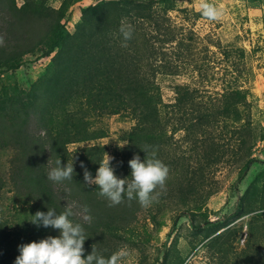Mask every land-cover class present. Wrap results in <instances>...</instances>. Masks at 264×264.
Instances as JSON below:
<instances>
[{"label":"rangeland","instance_id":"rangeland-1","mask_svg":"<svg viewBox=\"0 0 264 264\" xmlns=\"http://www.w3.org/2000/svg\"><path fill=\"white\" fill-rule=\"evenodd\" d=\"M15 1L18 8L25 3ZM152 1L46 3L65 14L61 20L65 28H56L64 40L94 16L86 13L89 7L112 3L124 13L122 21L130 25L129 17H135L140 28L132 24V29L145 38L139 42L144 43L142 50L149 58L141 65L145 85L155 87V101L140 107L137 115L113 114L103 101L90 104L82 96L52 105L54 99L64 100L68 89L61 83L59 64L71 65L77 57L86 71L83 75L97 78V71L90 73L93 55L98 53L93 40L80 46L71 39L50 55L45 53L48 48L41 46L17 66L0 64V123L22 124L25 119L7 114L6 102L37 99L41 113L54 107L53 115L58 118L65 110L77 112L88 120L93 136L70 145V151L101 145L106 147L105 158L108 155L111 161L115 148L127 146L130 134L145 122L160 128L158 139L169 146L176 171L184 169L182 173H186L181 179L183 186L194 188L185 197L189 209L177 210L166 199H159L160 219L154 220L144 208L138 219L122 230L121 237L99 234L86 240V255L94 246L105 258L126 248L129 255L122 264H264V0H209L222 11L215 21L202 16L200 0ZM144 8L150 10L152 22L139 18ZM110 19L103 14L97 21L105 25ZM121 22L110 23L114 38L108 34L115 56L126 52L124 41L118 39ZM28 28L25 20L22 32ZM40 29L43 34L47 27L42 24ZM236 92L244 96L243 102L232 98ZM147 108L149 117L140 116ZM16 154L15 149L0 150L4 176ZM37 211L43 212L10 185L4 187L0 263L15 264L20 245L55 237L51 227L30 222Z\"/></svg>","mask_w":264,"mask_h":264},{"label":"trees","instance_id":"trees-1","mask_svg":"<svg viewBox=\"0 0 264 264\" xmlns=\"http://www.w3.org/2000/svg\"><path fill=\"white\" fill-rule=\"evenodd\" d=\"M124 1L136 4L139 0ZM145 1L153 3L152 0ZM46 2L47 0H25L23 6L18 8L15 0H0V37H5L3 44L0 45L1 65L17 66L26 55L35 52L41 46L47 47L48 50L45 53L50 55L56 49L63 48L65 41L72 39L74 43H79L81 46L92 42V39L98 53L93 55L94 62L90 73L97 71V78L83 75L86 71L80 68L77 57L71 65H65L64 62L62 65L59 64L61 83L68 85V89L64 92L62 98L64 100L54 99L52 105L58 106V102L64 105L69 102L67 100L82 96L90 104L103 101L113 114L130 112L136 114L140 107L155 101L156 93L153 92L155 87L145 85L146 74L141 66L145 59L149 60L142 50L144 43L139 42L145 41V38L139 37L133 30L132 38L127 41L126 52L118 56L112 54L110 45L112 40L108 38V34L110 33L114 38L115 31L111 30L110 23H120L125 16L118 6L104 3L87 8L86 13L94 14V16L90 17L89 21H84L74 34L68 35L64 40L58 35L61 32L56 31V28H65L61 24L65 14L60 13L61 9L56 10L48 6ZM144 9L139 18L152 22L150 10ZM92 10L96 11L92 12ZM97 10H101V13L98 14ZM103 14H108L111 19L108 24L106 22L105 25H99L97 19ZM129 18L132 24L139 27L135 17ZM25 20L31 27L28 28V32H22ZM42 24L45 29L47 27L43 34L40 33ZM101 26L104 27L101 28ZM118 39L123 41L121 33ZM232 98L236 103L245 100L240 92H236ZM40 108L37 99L32 102L20 100L5 103L4 110L7 114L23 116L25 119L22 124H20L21 121L17 124L8 121L0 123V150L11 148L17 152L11 160L6 176L3 175L0 166V200L4 187L10 185L13 191L27 197L32 204L45 213L53 209L60 214L66 208H71L74 215L70 219L74 223L81 224L86 240L99 234H113L121 237L122 230L138 219V214L144 207L135 199L129 201L126 196L121 204L110 207L106 198L98 196L100 191L98 186L85 185L84 168L80 166L81 162L95 177L100 162L105 159L106 147L92 145L70 151V145L86 142L93 136L89 132V122L84 115L65 110L58 118L53 115L54 107L49 111L44 110L43 113L40 112ZM148 108L141 112L140 116L148 118L149 116L145 115ZM159 131L160 128L157 125H148L145 122L136 132L130 134L127 146L115 148L110 166L118 178L130 180L131 168L128 162L135 155H139L143 162L146 158L144 149H147L149 153L155 152L156 158L169 168L168 178H170L161 191L159 199H166L170 207L177 210H188L190 206L185 199L192 194L194 188L189 184L183 186L181 179L186 173H182L184 169L176 171L169 146L162 145L158 139L162 136ZM58 159L61 160V166L73 160L72 180L57 183L48 179L49 172L57 167ZM179 175L181 178H178ZM176 199H180L181 202L174 203ZM157 205L158 202H154L148 207L149 215L154 220L160 219L158 215L160 209ZM156 207L158 210L155 211ZM84 216H90L91 222H86L83 219ZM51 229L55 237L59 236V230ZM88 247V244H84L85 251H88Z\"/></svg>","mask_w":264,"mask_h":264},{"label":"clouds","instance_id":"clouds-1","mask_svg":"<svg viewBox=\"0 0 264 264\" xmlns=\"http://www.w3.org/2000/svg\"><path fill=\"white\" fill-rule=\"evenodd\" d=\"M199 8L202 16L210 21L218 20L222 15V11L209 0H200ZM119 31L124 41L122 47H127V41L132 38V26L122 21ZM2 44L3 38L0 37V45ZM143 151L146 153L143 162L139 155H135L128 162L131 168L130 180L121 179L115 175L114 169L110 166L112 157L108 155L100 162L95 177L81 162L80 166L84 168L85 185L98 186L100 189L98 196L106 198L110 207L121 204L125 196L129 201L137 200L144 208L150 207L158 201L162 194L157 189L164 188L169 168L156 158L155 152L149 153L147 149ZM56 164L57 167L48 174L49 180L59 183L73 179V160L61 166V160L58 159ZM73 215L71 208H66L60 214L53 209H49L47 213L37 211L30 222L37 227L57 229L59 236H49L39 242L20 245V255L16 258L15 264H122V261L129 255L126 248H121L105 258L98 254L96 248L92 246L91 253L85 257L84 228L70 219ZM83 219L91 222L90 216H84ZM186 264H190V261Z\"/></svg>","mask_w":264,"mask_h":264}]
</instances>
